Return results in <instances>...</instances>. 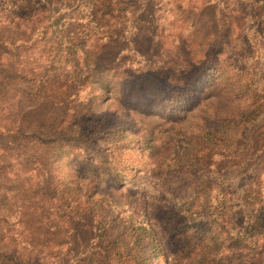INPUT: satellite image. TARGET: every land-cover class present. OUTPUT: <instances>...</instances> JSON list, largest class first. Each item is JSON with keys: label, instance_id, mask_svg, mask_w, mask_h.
Segmentation results:
<instances>
[{"label": "trees", "instance_id": "16d2710c", "mask_svg": "<svg viewBox=\"0 0 264 264\" xmlns=\"http://www.w3.org/2000/svg\"><path fill=\"white\" fill-rule=\"evenodd\" d=\"M209 10L217 17L226 12L227 21L233 16V27L223 34L230 42L216 48L217 58L239 59L246 81L254 84L264 70V0H0V264L78 263L76 254L81 252L73 249L84 245L85 228L100 232L93 239L102 238L98 245L103 255L112 254L122 264H150L145 259V235H137L136 249L127 232L121 240L119 231L105 227L116 203L110 190L94 188L120 180L113 176L115 160L126 170H136L130 160L145 148L120 141V148L103 149L102 140L118 142L123 130L103 121L93 123L89 115L94 110L87 105L100 100L92 92L100 81L128 96L138 91L144 73L161 95H168L160 102L167 113L191 102L202 78L192 75L199 64L187 58L189 50L196 46L197 35L207 30L204 25L215 29L220 23ZM219 32L212 29L208 34ZM170 37L167 47L164 40ZM146 40L158 41L159 52L145 51ZM212 51L200 68L206 72L214 69L215 60L220 68L225 63ZM110 77L118 79L111 82ZM86 91L91 93L84 95ZM247 95V111L236 120L208 118L213 130L224 123L244 124L249 131L264 127V91ZM51 103L66 106V118L77 114L71 106L85 104L81 118L72 117L79 119L80 128L70 129L72 124L64 118L57 131L49 133L44 125L35 127L28 121L27 112ZM52 151L74 154L76 169L70 179L58 175L56 160L47 157ZM187 166L169 171L162 183L154 181L135 201L148 219L149 234L155 236L148 245L155 244L159 264H179L181 254L189 255L188 264H264V169L251 176L242 169L206 172ZM34 200L44 204L38 216L45 230L59 228L61 234H71L69 253L53 256L42 239L43 248L32 243L31 233H20ZM207 209V223L211 228L217 223L225 235V254L213 247V231L203 243L194 244L191 238L189 229L198 226Z\"/></svg>", "mask_w": 264, "mask_h": 264}, {"label": "rangeland", "instance_id": "374dc122", "mask_svg": "<svg viewBox=\"0 0 264 264\" xmlns=\"http://www.w3.org/2000/svg\"><path fill=\"white\" fill-rule=\"evenodd\" d=\"M209 11L220 23L215 24V29L212 26L204 25L207 30L201 35H197L195 38L196 46L189 50V57L187 58L199 64V66L193 67L194 74L192 75L199 73L202 78V81H199L194 89L196 92H194L191 102H184L183 106H175L174 110L167 113L161 109L160 102H163L168 95L166 93V95H161L158 91L159 88L153 84L154 81L148 77L150 75L144 73L142 77L145 79H142L138 91H131L128 96H123V91H119L110 82L100 81L92 91L93 95H96V98L100 100L87 105L89 109L94 110L89 115L93 123L103 121V123L113 125V129L121 128L123 130V138L118 142L102 140L103 149L109 146L120 148L122 146L120 141L126 143V146L134 145L136 149H139V146L145 148L141 156H139L140 151H138L137 155H133L130 160L131 163L136 164V170H126L124 166L119 165V161L115 160L114 164L118 166L113 169L115 170L113 176L119 175L120 180L110 186L95 184L94 188L97 190L101 185V187L110 190V199L116 203V208L109 214L113 224L109 220L105 227L119 231L117 235L121 240H124V235L127 232L126 235H130L133 240L131 247L136 249L140 248V238L137 235H145V259L150 264H159L160 262L157 250L155 251V244L148 245L154 241L155 236L149 234L148 219L140 214L141 210H137L135 203L136 199L145 194L149 185L154 184V181L162 183L169 171H174L179 167H188L187 165L204 168L206 172H213L216 169L229 172L242 169L246 175L251 176L258 173L259 169H264V127L249 131L244 124L237 127V123L236 125L224 123L216 125L215 130H213V122L208 120L209 117L215 115L228 121L236 120V115L242 116L247 111L249 105L247 93L249 91H264V70L259 73L254 84L250 85L246 81L247 76L241 72L243 67L239 68L242 64L239 59L227 62L223 57L217 58L220 45H228L230 42L223 34L226 27L228 29H230L229 26L233 27L231 24L233 16L229 14L231 19L227 21L229 16L226 12L220 11L222 15L217 17L214 10ZM212 29L216 32L220 31L219 34L209 35L208 31ZM172 33L174 34L173 31ZM223 39L226 42L222 43ZM169 40H164L167 47L171 46L170 42L173 41V38L170 37ZM160 48L161 44L158 41H145V51H149L148 53L156 54ZM209 50H213L212 53L217 55L218 61L222 60L225 63L220 68L221 63L215 60L214 69L206 72L204 68L203 70L200 68L205 67L203 62ZM263 65L264 63H261V66ZM215 67L218 68L215 69ZM110 78L111 82L118 79V77ZM180 89L183 90V87L180 86ZM184 89L188 90L186 87ZM90 93V91H86L84 95ZM167 93L169 94L170 91ZM262 94L261 92L260 95ZM84 105L77 103L71 106V108L77 109V114H71L66 118L67 115L64 114V111L66 113V106L53 105L52 103L42 104L38 109L27 112V119L35 127L44 125V129L52 133L57 131L58 122L60 123L66 118L64 122L72 124L69 128L75 130L80 128L79 119ZM24 110H28V108H24ZM76 115L79 119L72 118ZM220 126L224 128L218 131ZM237 147H242V150L240 152L234 151ZM50 153L51 155L47 157L56 160L55 170H57L58 175L70 179L76 169V162L73 161L74 154L68 155L54 151ZM80 173L81 175L84 174L85 170L81 169ZM243 183L244 181L239 184V188L243 186ZM218 184L220 186V181ZM234 184H238V181H235ZM33 202L34 208L29 216H24L26 226L21 229L20 233L26 237L31 233V236L34 237L33 240H35V242L32 241L34 245H39L42 239L53 256L69 253L73 249V246H70V243H73L70 239L71 234H61L59 228L58 230L54 228L45 230V226L39 222L44 224V221L43 219L40 220L38 216L43 212L42 208L45 209L44 204L38 200ZM207 213L208 209L203 212L204 218L199 217L198 226L189 229L191 238L194 244L203 243L208 235L210 237V231H213L211 236L213 247L225 254L224 249L228 246L225 235L222 234L217 223H212L215 228H211L207 223L209 221ZM144 228L145 233H141ZM96 233L99 235L100 232ZM96 233L90 228L84 229L81 236L84 245L79 250L73 249L75 253L76 251L81 252V254H76L79 256V262L73 263L72 261V263L122 264L120 259L113 258L112 254L103 255L100 250L101 247L98 245L102 238L100 237L98 241L96 238L93 239ZM200 236L203 237L202 241ZM52 241H57V243ZM58 243H68V245L58 246ZM134 243L136 244L134 245ZM179 257V264L189 263V255L181 254ZM184 261L185 263H183Z\"/></svg>", "mask_w": 264, "mask_h": 264}]
</instances>
